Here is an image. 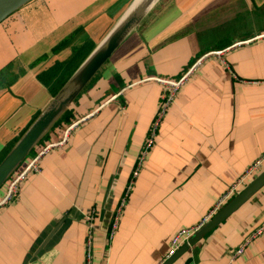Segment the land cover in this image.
I'll return each mask as SVG.
<instances>
[{
  "label": "crops",
  "instance_id": "obj_1",
  "mask_svg": "<svg viewBox=\"0 0 264 264\" xmlns=\"http://www.w3.org/2000/svg\"><path fill=\"white\" fill-rule=\"evenodd\" d=\"M135 1L31 0L0 23V163ZM263 33L264 0H157L62 114L69 119L61 116L12 174L40 157V172L0 207V264H84L91 212L93 264L169 259L174 237L208 222L264 158V40L247 43ZM82 48L76 69L68 66ZM220 51L223 60L212 55L178 93L109 241L159 108L152 79H177ZM84 118L67 147L44 152ZM263 171L264 161L247 185ZM8 187L9 179L0 202ZM262 224L264 187L175 264H264V234L230 263Z\"/></svg>",
  "mask_w": 264,
  "mask_h": 264
},
{
  "label": "water",
  "instance_id": "obj_2",
  "mask_svg": "<svg viewBox=\"0 0 264 264\" xmlns=\"http://www.w3.org/2000/svg\"><path fill=\"white\" fill-rule=\"evenodd\" d=\"M30 1L31 0H0V23ZM146 13L137 17L135 21L132 19L128 20L120 28L117 27L112 31L104 43L93 52V54L72 76L64 88L58 93L49 108L36 120L31 128L3 159L0 163V189L24 162L26 157L34 150L35 146L42 140L48 130L58 121L83 88L112 57L123 40L136 27V25L140 23ZM69 89L71 92L68 97L60 107H57L64 94ZM263 187L264 171L242 191L231 198L208 222L202 224L194 232L189 241L163 264H175L176 261L188 252L193 245L230 218ZM191 262V260H188L186 264H191Z\"/></svg>",
  "mask_w": 264,
  "mask_h": 264
},
{
  "label": "built area",
  "instance_id": "obj_3",
  "mask_svg": "<svg viewBox=\"0 0 264 264\" xmlns=\"http://www.w3.org/2000/svg\"><path fill=\"white\" fill-rule=\"evenodd\" d=\"M264 40V33L259 34L254 39L247 41V43H251L253 41H261ZM242 45V43L235 44L233 47H237ZM232 49L229 48L228 50ZM226 53V51H220L215 52L211 54H206L203 57L197 59L183 74L177 79H163V78H153L152 80L159 83L161 85L162 91H161V97H160V104L159 108L157 110L154 122L151 126L150 133L148 136V139L141 150V153L139 155V158L137 160L136 166L132 172V176L130 178V181L128 185L126 186L125 192L120 200V203L118 205V208L116 212L114 213L112 224L109 230L108 239L111 241L117 232L122 216V212L126 207V204L128 202V196L135 184L136 179L139 177L140 172L142 170V167L144 166V163L148 157V154L153 147L155 143V138L157 136L158 130L161 126L162 121L164 120L167 112L170 110L172 105L174 104L176 97L178 93L181 91V89L189 83L195 76L197 70L204 64V62L210 58L212 55L217 56L218 58L223 60V56ZM88 116L87 118L91 117ZM87 118H84L82 120L76 121L75 123L71 124L65 131L64 137L62 140L55 145H51L47 147L44 152H49L55 148H65L69 145L70 142V135L71 133L81 124L83 123ZM39 160L40 157H36L33 159L32 162L25 165L20 171L17 172L16 175H12L9 178V187L6 193L5 198L3 201L0 202L1 206H6L11 203H13L20 194V186L21 183L24 182L27 177L30 174L38 173L40 172L39 168ZM264 161V158L258 160L256 163H254L238 180L237 182L231 186V188L228 190V192L224 195L218 206H221L223 203L228 202L231 198L234 197L240 190H242L245 186H247L248 181L251 180L256 174L262 171V163ZM94 218L95 213L91 212L86 216V222L88 224V235L86 239V246H85V263L84 264H93L94 260ZM200 227V226H199ZM198 227V228H199ZM189 229V230H183L178 235L174 237V239L171 242V250L169 253L168 258L172 257L180 248V246L187 241L191 235L198 229ZM264 234V224L260 226L240 247L238 250H236L231 258L230 263H233L234 260L242 255L246 249V247L256 240L258 237L262 236Z\"/></svg>",
  "mask_w": 264,
  "mask_h": 264
},
{
  "label": "bare ground",
  "instance_id": "obj_4",
  "mask_svg": "<svg viewBox=\"0 0 264 264\" xmlns=\"http://www.w3.org/2000/svg\"><path fill=\"white\" fill-rule=\"evenodd\" d=\"M157 0H136L132 7L127 10L128 12L123 16V18L118 22L115 28H120L122 25L125 24L128 20L132 19L133 21L136 20L137 17L142 16V14L146 13L156 2ZM130 5V4H129ZM110 35V34H109ZM71 90H67L64 94L63 98L58 103L57 107H60L65 99L68 97Z\"/></svg>",
  "mask_w": 264,
  "mask_h": 264
},
{
  "label": "trees",
  "instance_id": "obj_5",
  "mask_svg": "<svg viewBox=\"0 0 264 264\" xmlns=\"http://www.w3.org/2000/svg\"><path fill=\"white\" fill-rule=\"evenodd\" d=\"M86 50L84 48L78 50V52L76 53L74 59H72L70 62H68V66L70 65H73V67H75L74 69H76V67L79 65V63L82 61L83 57H84V54H85ZM70 117V112H67L66 114H64L61 118V121H64V120H68Z\"/></svg>",
  "mask_w": 264,
  "mask_h": 264
}]
</instances>
